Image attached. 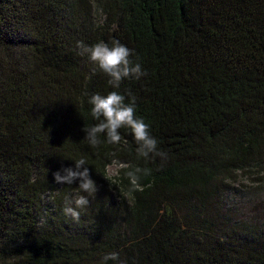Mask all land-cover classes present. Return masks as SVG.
<instances>
[{
    "label": "trees",
    "instance_id": "1",
    "mask_svg": "<svg viewBox=\"0 0 264 264\" xmlns=\"http://www.w3.org/2000/svg\"><path fill=\"white\" fill-rule=\"evenodd\" d=\"M114 40L147 73L119 89L76 47ZM113 90L166 157L126 128L84 139ZM80 158L92 195L54 180ZM237 172L264 184V0H0V264H264V204L239 212Z\"/></svg>",
    "mask_w": 264,
    "mask_h": 264
},
{
    "label": "clouds",
    "instance_id": "2",
    "mask_svg": "<svg viewBox=\"0 0 264 264\" xmlns=\"http://www.w3.org/2000/svg\"><path fill=\"white\" fill-rule=\"evenodd\" d=\"M76 47L79 55H87L88 59L109 77L108 83L113 89H119L124 79H139L147 75L139 63L130 60L129 57L133 54V50L118 40L112 41L111 46L104 41L92 45L77 41ZM89 103L92 105L91 116L98 121L94 126L83 129L86 134L84 139L91 146L96 147L101 143L98 138L100 134L106 135L108 143L119 144L123 139L119 130L126 128L131 131L138 145L139 156L148 157L150 154H155L166 157V153L158 150V141L151 134L150 125L145 122L144 118L136 115L135 97L130 91L127 92V97L117 90L110 91L107 95L93 94ZM86 163L84 158H80L74 162V167H62L53 173L55 182L68 185L78 183L80 191L88 195L94 194L98 191V187ZM128 175L133 177V182H135L134 173L129 172ZM88 203L87 196L77 192L71 200H66L64 214L78 222L80 213L77 209L85 207ZM73 204L75 207L72 206ZM103 259L104 261H115L118 259V253H108Z\"/></svg>",
    "mask_w": 264,
    "mask_h": 264
},
{
    "label": "rangeland",
    "instance_id": "3",
    "mask_svg": "<svg viewBox=\"0 0 264 264\" xmlns=\"http://www.w3.org/2000/svg\"><path fill=\"white\" fill-rule=\"evenodd\" d=\"M116 165L111 163L106 167L107 175L114 173ZM238 173V172H237ZM246 185V186H243ZM235 187H242L243 192L235 193L230 197V201L235 205L239 212H246L252 207L256 202H261L264 204V184H256L255 181L250 179V176L243 173H238L236 175V180L234 182ZM246 191V192H245Z\"/></svg>",
    "mask_w": 264,
    "mask_h": 264
}]
</instances>
